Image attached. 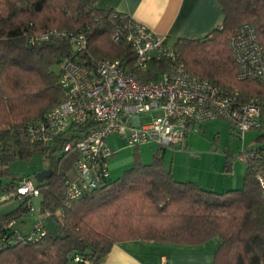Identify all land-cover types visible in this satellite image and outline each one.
<instances>
[{
    "label": "trees",
    "instance_id": "trees-1",
    "mask_svg": "<svg viewBox=\"0 0 264 264\" xmlns=\"http://www.w3.org/2000/svg\"><path fill=\"white\" fill-rule=\"evenodd\" d=\"M222 19L208 36L178 39L174 46L186 68L213 84L237 89L239 100H264V87L237 80V63L229 38L244 23L252 25L264 47V0H217ZM98 0H0V180L8 195L17 182L10 167L29 163L35 156L48 160L52 176L35 184L38 213L44 217V236L21 242L11 222L29 216L28 198L0 217V264H99L116 243L145 242L199 245L220 239L212 264H264V199L257 176L264 177V151L247 158L242 184L221 192L191 180L180 181L166 169L163 149L156 148L148 164L134 150L130 169L114 180L67 201L65 179L74 175L77 153L64 151L66 136L51 145L33 143L27 125L63 100L58 69L63 58L87 64L91 58L118 59L134 68L135 55L113 35L127 19L97 7ZM84 31L87 48L74 50L62 32ZM45 36L46 39H38ZM168 69L151 61L146 80ZM194 127L191 129L193 130ZM264 130V126L260 128ZM78 131H83L78 129ZM231 171L226 161L224 172ZM31 180V179H30ZM1 183V182H0Z\"/></svg>",
    "mask_w": 264,
    "mask_h": 264
},
{
    "label": "built area",
    "instance_id": "built-area-1",
    "mask_svg": "<svg viewBox=\"0 0 264 264\" xmlns=\"http://www.w3.org/2000/svg\"><path fill=\"white\" fill-rule=\"evenodd\" d=\"M60 35L68 38L77 52L87 48L84 31ZM113 41H124L131 47L135 55L133 69L118 59L91 58L87 64H80L63 58L58 69L63 100L27 125L33 143L51 145L64 136L70 138L64 151H75L77 158L74 175L64 182L67 201L90 193L109 178L107 161L112 152L106 140L111 135L118 134L128 147L153 143L164 150L183 147L188 132L206 122H224L241 137L264 126V100L251 97L241 102L237 89L213 84L188 70L178 49L165 36L127 18L116 30ZM228 45L238 66L236 79L255 81L264 87V47L252 25L242 24ZM153 60L165 63L168 69L155 79L146 80L144 73ZM153 111L160 115L142 123L140 117ZM250 156L246 153L241 160L245 162ZM257 179L264 199V177ZM8 196L28 198L29 215L36 218L29 234L22 236L17 232L16 239L26 243L44 236L43 218L49 213L41 215L33 205L39 197L34 182L21 179L15 192Z\"/></svg>",
    "mask_w": 264,
    "mask_h": 264
},
{
    "label": "crops",
    "instance_id": "crops-1",
    "mask_svg": "<svg viewBox=\"0 0 264 264\" xmlns=\"http://www.w3.org/2000/svg\"><path fill=\"white\" fill-rule=\"evenodd\" d=\"M97 7L113 10L145 25L152 33L165 36L170 44H174L178 39L195 40L208 36L219 26L222 19L221 7L217 0H98ZM174 147L177 149L172 150H177L176 153L178 150H186L187 137L183 147L180 145ZM165 150L162 151V155ZM170 171L174 176L173 168ZM208 173L205 170V176L198 177L190 176L189 172H179L177 180H191L216 192L237 189L242 184V179L240 181L234 179L232 173L226 175V179L218 178L219 174L215 179L210 178L211 173ZM35 219V216L30 221L20 219L14 226L26 233L31 229ZM220 242L218 237L199 245L123 241L114 244L99 264H212Z\"/></svg>",
    "mask_w": 264,
    "mask_h": 264
},
{
    "label": "rangeland",
    "instance_id": "rangeland-1",
    "mask_svg": "<svg viewBox=\"0 0 264 264\" xmlns=\"http://www.w3.org/2000/svg\"><path fill=\"white\" fill-rule=\"evenodd\" d=\"M160 112H152L149 115H142L140 120L142 123L148 122L151 117H158ZM188 147L186 150L171 147L165 150L162 155L163 163L166 169L173 168L174 176L177 179L179 172H189L190 176H205V170L208 171L210 178L226 179L231 173L234 179L240 181L245 169V163L241 160L246 152L256 149L264 151V130L248 131L243 137L237 135L224 122L211 121L196 126L190 130L187 135ZM106 145L111 149L112 154L108 158L107 165L110 172V179L114 180L121 177L124 171L130 169L135 158L134 149L128 147L124 139L118 134L111 135L106 140ZM153 143L142 144L137 147L138 155L144 164L151 161V157L156 150ZM231 163L232 170L228 173L224 172L225 162ZM48 168V160L35 156L29 163L16 162L10 167L11 178L20 179L23 176H29L35 183H39L35 179V175ZM227 175V176H226ZM225 176V177H224ZM231 177V178H232ZM0 217L4 214L16 209L19 205L17 199L10 198L6 192L2 190L6 180H0ZM18 183V182H17ZM35 209H38L39 200H33ZM27 221L33 220V216L23 217Z\"/></svg>",
    "mask_w": 264,
    "mask_h": 264
},
{
    "label": "water",
    "instance_id": "water-1",
    "mask_svg": "<svg viewBox=\"0 0 264 264\" xmlns=\"http://www.w3.org/2000/svg\"><path fill=\"white\" fill-rule=\"evenodd\" d=\"M52 176V170L46 169L35 175V179L37 182H43L44 180L49 179Z\"/></svg>",
    "mask_w": 264,
    "mask_h": 264
}]
</instances>
